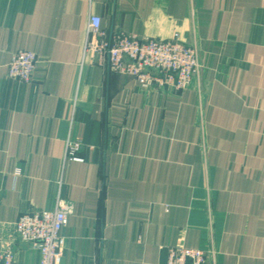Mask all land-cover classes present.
<instances>
[{
  "label": "crops",
  "instance_id": "1",
  "mask_svg": "<svg viewBox=\"0 0 264 264\" xmlns=\"http://www.w3.org/2000/svg\"><path fill=\"white\" fill-rule=\"evenodd\" d=\"M90 14L118 33L194 46L182 91L143 87L83 57ZM38 61L29 82L10 56ZM68 138L82 162L66 160ZM71 212L57 264H163L173 246L215 264H264V0H0V247L26 212Z\"/></svg>",
  "mask_w": 264,
  "mask_h": 264
},
{
  "label": "built area",
  "instance_id": "2",
  "mask_svg": "<svg viewBox=\"0 0 264 264\" xmlns=\"http://www.w3.org/2000/svg\"><path fill=\"white\" fill-rule=\"evenodd\" d=\"M101 18L90 14L86 25L83 57L92 52L97 60L107 59L113 72L134 78L140 86L168 87L174 91L188 88L200 71L194 46L183 43L178 33L171 38H139L135 34L118 32L106 40L100 28ZM38 58L29 50H17L10 56L7 76L20 82L33 78ZM80 138L66 140V160L82 162ZM71 203L61 198L52 210H36L21 214L14 222L15 233L31 243L40 252L39 264H57L60 251V233ZM0 264H14L10 245L0 247ZM163 264H215V251L202 248L173 246Z\"/></svg>",
  "mask_w": 264,
  "mask_h": 264
},
{
  "label": "rangeland",
  "instance_id": "3",
  "mask_svg": "<svg viewBox=\"0 0 264 264\" xmlns=\"http://www.w3.org/2000/svg\"><path fill=\"white\" fill-rule=\"evenodd\" d=\"M15 231V230H14ZM23 240V239H22ZM28 242V241H27ZM31 244V243H30ZM12 247V246H11ZM13 249V248H12ZM211 250L215 251L213 248H211Z\"/></svg>",
  "mask_w": 264,
  "mask_h": 264
}]
</instances>
